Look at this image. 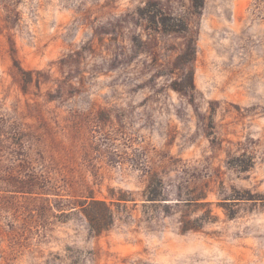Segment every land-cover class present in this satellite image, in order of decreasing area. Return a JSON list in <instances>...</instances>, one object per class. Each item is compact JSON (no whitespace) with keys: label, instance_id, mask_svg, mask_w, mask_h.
I'll use <instances>...</instances> for the list:
<instances>
[{"label":"rangeland","instance_id":"1","mask_svg":"<svg viewBox=\"0 0 264 264\" xmlns=\"http://www.w3.org/2000/svg\"><path fill=\"white\" fill-rule=\"evenodd\" d=\"M0 264H264V0H0Z\"/></svg>","mask_w":264,"mask_h":264}]
</instances>
